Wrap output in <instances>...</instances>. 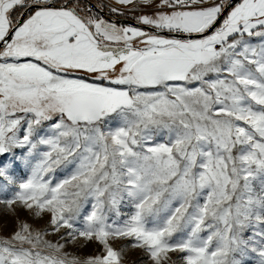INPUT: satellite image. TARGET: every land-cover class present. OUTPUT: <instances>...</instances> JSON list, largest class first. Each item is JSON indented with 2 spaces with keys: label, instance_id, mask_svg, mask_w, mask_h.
Returning a JSON list of instances; mask_svg holds the SVG:
<instances>
[{
  "label": "snow or ice",
  "instance_id": "1",
  "mask_svg": "<svg viewBox=\"0 0 264 264\" xmlns=\"http://www.w3.org/2000/svg\"><path fill=\"white\" fill-rule=\"evenodd\" d=\"M106 6L0 0V264H264V0Z\"/></svg>",
  "mask_w": 264,
  "mask_h": 264
},
{
  "label": "rangeland",
  "instance_id": "2",
  "mask_svg": "<svg viewBox=\"0 0 264 264\" xmlns=\"http://www.w3.org/2000/svg\"><path fill=\"white\" fill-rule=\"evenodd\" d=\"M92 1L101 8L105 9L106 11H108L106 5L115 4V0H92ZM80 3L82 7L88 5V3L83 0H80ZM65 175H67V173L58 175L57 179L58 180L63 179ZM130 211H131V205L127 203L122 205L120 208V212L124 215L125 218L127 214L130 213ZM18 220H27L29 223H32L34 226L41 227L46 223L48 217L45 216L43 219L34 220L32 219V217L29 216L27 212L23 210H18L17 213H10L2 205H0V236L2 237L9 236L15 230ZM49 238L53 239L54 241L58 239V237L56 236H50ZM97 247L98 246L95 243L84 244L83 242H81L80 245L66 246V250L72 255L86 257L88 255L93 254L97 250ZM172 259L174 261H177L179 264L181 257L179 255L173 254ZM126 260L128 261V264H144V260L141 259V253L136 250H129ZM256 261H257V257L255 255L247 258V264H256Z\"/></svg>",
  "mask_w": 264,
  "mask_h": 264
},
{
  "label": "water",
  "instance_id": "3",
  "mask_svg": "<svg viewBox=\"0 0 264 264\" xmlns=\"http://www.w3.org/2000/svg\"><path fill=\"white\" fill-rule=\"evenodd\" d=\"M85 2H87L88 4L94 5L96 6L97 10H100V14L107 20L110 21H120V22H128V23H135V21H131L126 17H117L111 13H109L108 11L104 10L103 8H101L100 6H98L96 3H94L92 0H83ZM235 2H239V0H235ZM226 14V13H225Z\"/></svg>",
  "mask_w": 264,
  "mask_h": 264
},
{
  "label": "trees",
  "instance_id": "4",
  "mask_svg": "<svg viewBox=\"0 0 264 264\" xmlns=\"http://www.w3.org/2000/svg\"><path fill=\"white\" fill-rule=\"evenodd\" d=\"M105 10V9H104Z\"/></svg>",
  "mask_w": 264,
  "mask_h": 264
}]
</instances>
